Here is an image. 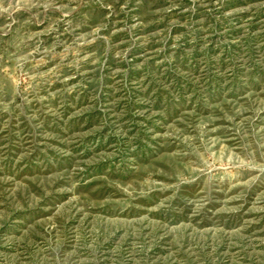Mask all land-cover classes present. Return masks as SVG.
Wrapping results in <instances>:
<instances>
[{
  "label": "rangeland",
  "instance_id": "obj_1",
  "mask_svg": "<svg viewBox=\"0 0 264 264\" xmlns=\"http://www.w3.org/2000/svg\"><path fill=\"white\" fill-rule=\"evenodd\" d=\"M0 264H264V0H0Z\"/></svg>",
  "mask_w": 264,
  "mask_h": 264
}]
</instances>
